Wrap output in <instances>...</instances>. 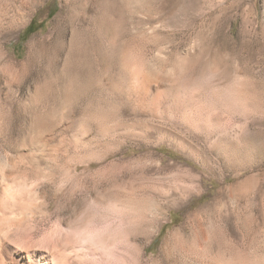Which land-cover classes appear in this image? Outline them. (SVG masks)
<instances>
[{"label":"rangeland","instance_id":"rangeland-1","mask_svg":"<svg viewBox=\"0 0 264 264\" xmlns=\"http://www.w3.org/2000/svg\"><path fill=\"white\" fill-rule=\"evenodd\" d=\"M24 253L264 264V0H0V264Z\"/></svg>","mask_w":264,"mask_h":264},{"label":"bare ground","instance_id":"bare-ground-1","mask_svg":"<svg viewBox=\"0 0 264 264\" xmlns=\"http://www.w3.org/2000/svg\"><path fill=\"white\" fill-rule=\"evenodd\" d=\"M40 47V45H29V50H37ZM37 150L42 149L44 151V147L40 144L36 146ZM55 249V248H54ZM21 264H32V257L29 255V253H24L23 255L19 256Z\"/></svg>","mask_w":264,"mask_h":264},{"label":"trees","instance_id":"trees-1","mask_svg":"<svg viewBox=\"0 0 264 264\" xmlns=\"http://www.w3.org/2000/svg\"><path fill=\"white\" fill-rule=\"evenodd\" d=\"M49 15H51V13H49ZM33 32H34L33 21H31V23L27 26V28H25L23 33L20 35V37H19L20 41H23L25 38H27Z\"/></svg>","mask_w":264,"mask_h":264}]
</instances>
